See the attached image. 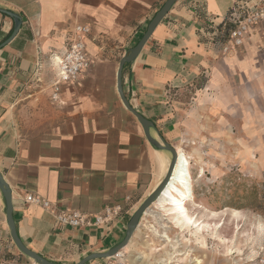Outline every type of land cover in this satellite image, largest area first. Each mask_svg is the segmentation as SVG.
Returning <instances> with one entry per match:
<instances>
[{
  "label": "crops",
  "instance_id": "0c3cea01",
  "mask_svg": "<svg viewBox=\"0 0 264 264\" xmlns=\"http://www.w3.org/2000/svg\"><path fill=\"white\" fill-rule=\"evenodd\" d=\"M165 1L0 0L1 9L21 20L17 34L0 48V174L11 194V217L20 241L55 264H75L119 244L134 211L166 174L169 152L149 142L117 90L121 58ZM235 1L176 0L135 59L123 65L122 90L130 106L153 123L154 138L176 150L185 152L186 143L180 126L185 109L179 96L199 80L205 78L195 89L207 91L224 87L225 74L233 72L258 93L264 88V25L250 29L243 46L225 54L217 44ZM262 1L246 0V5ZM75 24L90 26L85 43L92 65L77 81L61 85L53 100L50 84ZM12 29L13 19L0 13V43ZM192 149L185 152L189 163L198 156ZM26 194L46 198L54 210L97 214L105 206L120 204L123 211L107 226L63 227L53 211L24 203ZM147 216L136 231L149 225ZM154 237L147 233L144 243L156 247L150 239ZM185 239L177 250L157 238L165 249L153 264L161 258L192 257L188 245L182 249L189 241ZM132 243L131 238L122 249L125 263L149 264L143 253L129 251ZM0 259L11 264L35 262L11 238L1 189Z\"/></svg>",
  "mask_w": 264,
  "mask_h": 264
},
{
  "label": "rangeland",
  "instance_id": "374dc122",
  "mask_svg": "<svg viewBox=\"0 0 264 264\" xmlns=\"http://www.w3.org/2000/svg\"><path fill=\"white\" fill-rule=\"evenodd\" d=\"M217 44L225 54L223 43ZM225 75L224 87L197 91L195 87L205 81L200 77L202 80L190 92L179 96L185 109L180 120L184 149L191 153L195 147L198 153L189 164L196 206L191 202L188 208L208 223L202 232L204 238L178 232L167 215L155 207L147 217L157 234L148 226L135 231L129 249L146 255L149 264L165 249L157 238L180 250L184 237L189 241L182 243V249L188 245L193 256L180 259L178 255L168 264H197L196 258L200 264H264V88L258 93L248 81L235 78L233 72ZM147 233L155 236L150 239L156 247L144 243ZM164 233L169 240L159 236ZM102 260L108 262V258Z\"/></svg>",
  "mask_w": 264,
  "mask_h": 264
},
{
  "label": "built area",
  "instance_id": "2783aa9c",
  "mask_svg": "<svg viewBox=\"0 0 264 264\" xmlns=\"http://www.w3.org/2000/svg\"><path fill=\"white\" fill-rule=\"evenodd\" d=\"M226 23L231 24L226 41L221 45L222 52L226 53L232 47H241L250 29L264 25V0L260 4L246 5V0H236L233 8L229 11ZM90 31L88 24H75L70 37L66 41V50L57 60V73L51 81V98L58 99L61 85L75 82L78 76L88 70L92 61L86 52L85 38ZM130 198L127 197L128 201ZM23 202L35 204L45 210L53 211L57 224L63 227H100L107 226L118 220L122 214L123 206L120 204L105 206L97 214H89L75 209H53V204L46 198L35 194H26ZM118 253L108 257L106 264H124L120 261ZM0 264H11L8 260L0 259ZM28 264H38L30 262Z\"/></svg>",
  "mask_w": 264,
  "mask_h": 264
},
{
  "label": "water",
  "instance_id": "95a60500",
  "mask_svg": "<svg viewBox=\"0 0 264 264\" xmlns=\"http://www.w3.org/2000/svg\"><path fill=\"white\" fill-rule=\"evenodd\" d=\"M176 2V0H166L164 4L161 6V8L156 12V14L153 16L151 21L148 23L147 28L142 35V37L139 39V41L121 58L119 62V67L117 70V90L119 93V96L123 102V104L129 109L137 118V120L140 122L141 126L143 127L144 133L146 138L149 140V142L153 145H155L158 148L164 149L170 154V162L166 171V174L164 178L161 180V182L158 184V186L149 194L145 200L138 206V208L134 211L132 216L130 217L127 226H126V234L123 240L114 246L113 248L100 253H91L88 256L84 257L80 261H78L75 264H85L91 260L95 259H105L108 257H111L121 251L123 248H125L128 243L130 242L131 238L133 237L134 232L138 228V226L141 223V220L143 216L148 212L152 211L153 209H156L154 206V203L157 201V199L162 194L163 190L166 188V186L169 185L170 179L172 177V174L174 173L177 161H178V154L174 146L169 144L168 142L164 140H157L150 134V128L153 126V123L140 115L136 110H134L129 102L127 101L123 90H122V69L123 65L125 63H129L135 59V57L139 54L141 49L143 48L144 44L150 37L153 29L155 26L163 19V17L166 15L170 7ZM0 13L6 14L7 16L11 17L13 19V29L11 34L6 38L3 42L0 43V48L8 44L14 36L19 31V28L21 26V20L20 18L13 12L7 11L5 9L0 8ZM0 189L3 193L5 202H6V208H7V223L10 228L11 238L14 242V244L17 246V248L26 256L33 259L38 264H55L46 258H43L42 256L38 255L37 253L33 252L29 248H27L19 239L17 236V233L15 231V226L11 217V194L8 189L7 184L3 180L1 174H0Z\"/></svg>",
  "mask_w": 264,
  "mask_h": 264
},
{
  "label": "bare ground",
  "instance_id": "6f19581e",
  "mask_svg": "<svg viewBox=\"0 0 264 264\" xmlns=\"http://www.w3.org/2000/svg\"><path fill=\"white\" fill-rule=\"evenodd\" d=\"M176 151L179 158L174 173L172 174V177L170 179L171 181L169 185L166 186V188L163 190L162 194L157 199V201L154 203V206L158 209L159 212H162L167 215L168 219L170 220L169 222L173 224L172 226L177 228L178 232L189 233L191 238L199 236L203 240L204 237L202 232L203 230L207 229L208 223L202 219L200 221L197 215L193 212H190L187 206V204L191 202L193 203V206L196 204L193 198V185L192 182L189 180L190 163L188 159L190 158V156H188L183 151V149L178 148V150ZM199 174L200 176L203 175V167L199 169ZM149 212L151 211H148L146 214H148ZM148 227L153 233L157 234V229L153 225L149 224ZM159 236H163L167 240H169V236L166 233ZM118 256L120 257L119 260L126 264L124 261L125 259L123 253L120 252ZM169 260V258H161L156 264H168ZM195 261L197 264H200L201 262L199 258H196Z\"/></svg>",
  "mask_w": 264,
  "mask_h": 264
},
{
  "label": "trees",
  "instance_id": "16d2710c",
  "mask_svg": "<svg viewBox=\"0 0 264 264\" xmlns=\"http://www.w3.org/2000/svg\"><path fill=\"white\" fill-rule=\"evenodd\" d=\"M229 13H230V12H229ZM229 13L227 14L225 20L223 21L222 26L224 25V27H223V29L221 30V33L217 36V39H216V41H217L218 43H220V44H222V43H224V42L226 41V39H227V37H228L229 29H230L231 26H232L231 24L226 23V21L228 20ZM11 31H12V30H11ZM11 31H10V33H11ZM10 33H9V34H10ZM9 34H8V36H9ZM8 36H7V37H8Z\"/></svg>",
  "mask_w": 264,
  "mask_h": 264
}]
</instances>
